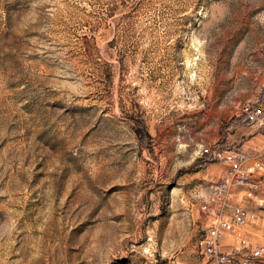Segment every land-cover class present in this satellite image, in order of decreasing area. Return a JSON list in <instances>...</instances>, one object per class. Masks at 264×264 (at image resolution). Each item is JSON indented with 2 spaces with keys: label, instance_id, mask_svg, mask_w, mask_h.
<instances>
[{
  "label": "rangeland",
  "instance_id": "1",
  "mask_svg": "<svg viewBox=\"0 0 264 264\" xmlns=\"http://www.w3.org/2000/svg\"><path fill=\"white\" fill-rule=\"evenodd\" d=\"M263 92L264 0H0V264H215L203 148L264 159Z\"/></svg>",
  "mask_w": 264,
  "mask_h": 264
},
{
  "label": "built area",
  "instance_id": "2",
  "mask_svg": "<svg viewBox=\"0 0 264 264\" xmlns=\"http://www.w3.org/2000/svg\"><path fill=\"white\" fill-rule=\"evenodd\" d=\"M236 116L264 136V92L258 101L243 103ZM203 153L227 169L201 205L207 220L196 242L199 252L212 257L215 264H259L264 259V240L241 257L236 255L238 246L222 251L221 245L225 235L240 236L248 223L258 218L254 204L264 209V159L237 147L219 145L206 146Z\"/></svg>",
  "mask_w": 264,
  "mask_h": 264
},
{
  "label": "crops",
  "instance_id": "3",
  "mask_svg": "<svg viewBox=\"0 0 264 264\" xmlns=\"http://www.w3.org/2000/svg\"><path fill=\"white\" fill-rule=\"evenodd\" d=\"M248 151L251 152L253 155H257L259 154V152L261 153V151L258 148H251Z\"/></svg>",
  "mask_w": 264,
  "mask_h": 264
}]
</instances>
